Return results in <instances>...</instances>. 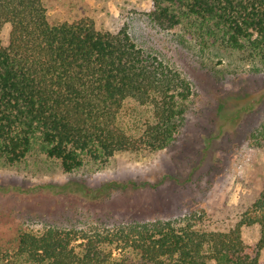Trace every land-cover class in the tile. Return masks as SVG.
Instances as JSON below:
<instances>
[{"label":"trees","instance_id":"obj_1","mask_svg":"<svg viewBox=\"0 0 264 264\" xmlns=\"http://www.w3.org/2000/svg\"><path fill=\"white\" fill-rule=\"evenodd\" d=\"M152 1L149 18L161 29L185 23L204 46L222 43L264 61V0ZM192 93L127 25L113 33L89 19L52 23L43 0H0V159L10 166L41 154L74 173L120 153L167 149L181 135ZM113 187L126 188L115 182L101 193ZM245 228L258 229L255 244ZM8 233L0 229V264H264V188L224 228L194 211Z\"/></svg>","mask_w":264,"mask_h":264},{"label":"rangeland","instance_id":"obj_2","mask_svg":"<svg viewBox=\"0 0 264 264\" xmlns=\"http://www.w3.org/2000/svg\"><path fill=\"white\" fill-rule=\"evenodd\" d=\"M43 1L52 23L89 19L113 33L127 25L193 93L180 137L156 153H120L74 173L41 154L14 166L0 159V229L114 225L194 211H205L218 228L236 223L264 188V61L222 43L204 46L185 23L161 29L149 18L152 0ZM115 182L126 188L101 193ZM258 235L257 228L243 229L249 244Z\"/></svg>","mask_w":264,"mask_h":264}]
</instances>
